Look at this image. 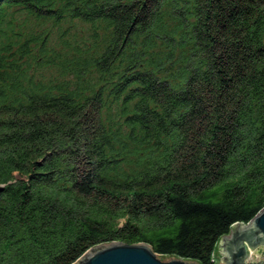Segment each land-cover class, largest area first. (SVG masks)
I'll return each instance as SVG.
<instances>
[{"label": "trees", "instance_id": "1", "mask_svg": "<svg viewBox=\"0 0 264 264\" xmlns=\"http://www.w3.org/2000/svg\"><path fill=\"white\" fill-rule=\"evenodd\" d=\"M263 208L264 0H0V264H216Z\"/></svg>", "mask_w": 264, "mask_h": 264}, {"label": "water", "instance_id": "2", "mask_svg": "<svg viewBox=\"0 0 264 264\" xmlns=\"http://www.w3.org/2000/svg\"><path fill=\"white\" fill-rule=\"evenodd\" d=\"M252 252L259 261H249ZM219 264H264V208L250 223H236L218 243ZM217 262V261H216ZM74 264H200L178 257L160 256L145 243L111 242L88 250Z\"/></svg>", "mask_w": 264, "mask_h": 264}, {"label": "built area", "instance_id": "3", "mask_svg": "<svg viewBox=\"0 0 264 264\" xmlns=\"http://www.w3.org/2000/svg\"><path fill=\"white\" fill-rule=\"evenodd\" d=\"M254 254H255V252H252V255H251L249 261H259V260H260L261 256H258V257H257V256H255Z\"/></svg>", "mask_w": 264, "mask_h": 264}, {"label": "rangeland", "instance_id": "4", "mask_svg": "<svg viewBox=\"0 0 264 264\" xmlns=\"http://www.w3.org/2000/svg\"><path fill=\"white\" fill-rule=\"evenodd\" d=\"M254 255L258 257V256H260V253H256V252H255ZM216 260H217L216 264H219V263H220V259L216 258Z\"/></svg>", "mask_w": 264, "mask_h": 264}]
</instances>
